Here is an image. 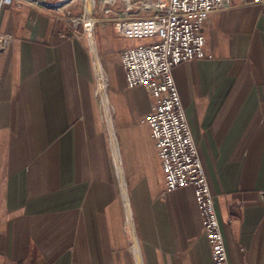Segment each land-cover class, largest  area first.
<instances>
[{"label": "crops", "instance_id": "1", "mask_svg": "<svg viewBox=\"0 0 264 264\" xmlns=\"http://www.w3.org/2000/svg\"><path fill=\"white\" fill-rule=\"evenodd\" d=\"M84 12L85 0L0 8L13 36L0 55V264H211L194 187L166 188L145 120L154 97L120 60L160 39L137 24L153 11L94 0L91 32L71 20ZM204 32L206 56L175 80L230 262L264 264V11L232 0Z\"/></svg>", "mask_w": 264, "mask_h": 264}, {"label": "built area", "instance_id": "2", "mask_svg": "<svg viewBox=\"0 0 264 264\" xmlns=\"http://www.w3.org/2000/svg\"><path fill=\"white\" fill-rule=\"evenodd\" d=\"M33 0H0L3 5ZM153 14L138 25L156 34L155 43L127 47L120 51L127 85H145L154 97L145 120L166 177L168 191L192 185L199 205L204 232L212 245L211 264H231L225 237L198 147L175 80L174 68L185 61L206 56L204 23L210 13L232 6V0H140ZM260 3L264 11V0ZM84 27L85 12L71 18ZM87 29V28H86ZM13 36L0 32V55Z\"/></svg>", "mask_w": 264, "mask_h": 264}, {"label": "bare ground", "instance_id": "3", "mask_svg": "<svg viewBox=\"0 0 264 264\" xmlns=\"http://www.w3.org/2000/svg\"><path fill=\"white\" fill-rule=\"evenodd\" d=\"M85 2H86V4H85L86 5L85 6V16H86L85 22L88 24V26L90 28L89 29V32H90L91 28L93 27L92 24L94 23V19H93V17H91V11H92L94 0H86ZM134 26L138 27V25H134ZM128 29H130V28H128ZM130 30H132V29H130ZM93 43H94V41H93ZM93 48H94V46H93ZM97 61H99V59ZM97 68H98V73H99V78H98L99 93H100V96L102 98V102H103V107H104V112H105L108 128H109V130H110V132L112 134L113 133V122H112V119H111V112H110V105H109V101H108V96L106 94V84H107V82H106L105 75L103 74L104 71L102 72V69H101L99 63L97 64Z\"/></svg>", "mask_w": 264, "mask_h": 264}, {"label": "rangeland", "instance_id": "4", "mask_svg": "<svg viewBox=\"0 0 264 264\" xmlns=\"http://www.w3.org/2000/svg\"><path fill=\"white\" fill-rule=\"evenodd\" d=\"M85 1H86V0H85ZM85 4H86V2H85ZM85 6H86V5H85ZM92 17L96 20L95 14H92ZM95 20H94V22H95ZM95 23H96V22H95ZM95 23H93L92 26H95ZM85 25H86V28H87V30H88V32H89V29H90V28H89V26H88V24H87L86 22H85ZM92 28H93V27H92ZM92 28H91L90 32L92 31ZM94 49H95V48H94ZM94 52H95V50H94ZM95 54H96V52H95ZM119 54H120V52H119ZM96 57L98 58L97 55H96ZM97 58H96V60H98ZM97 62H98V61H97ZM98 63H99V62H98ZM98 63H97V64H98ZM102 72H103V71H102ZM103 74L105 75V72H103Z\"/></svg>", "mask_w": 264, "mask_h": 264}]
</instances>
